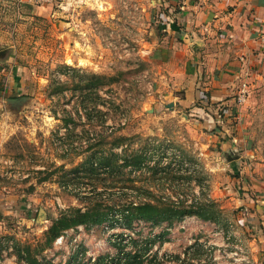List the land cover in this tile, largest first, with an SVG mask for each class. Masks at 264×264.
Listing matches in <instances>:
<instances>
[{"label":"rangeland","instance_id":"obj_1","mask_svg":"<svg viewBox=\"0 0 264 264\" xmlns=\"http://www.w3.org/2000/svg\"><path fill=\"white\" fill-rule=\"evenodd\" d=\"M53 1L55 17L38 18V33L4 52L13 60H0V264H26L17 247L34 251L61 211L94 198L212 200L223 222L194 215L130 228L79 225L37 254L42 264H93L101 256L115 264L117 239L133 250L156 234L161 240L147 257L156 253L165 264H178L171 254L188 264H264V83L254 82L241 104L237 92L231 106L216 109V127L204 126L189 111L191 99L181 105L183 90L160 95L159 75L169 68L156 58L164 39L157 0ZM65 64L88 79L115 78L87 86L57 70ZM51 79L63 90L52 92ZM118 135L122 146L113 144ZM109 149L142 153L145 164L125 168L116 182L102 168L86 175L81 163Z\"/></svg>","mask_w":264,"mask_h":264},{"label":"crops","instance_id":"obj_2","mask_svg":"<svg viewBox=\"0 0 264 264\" xmlns=\"http://www.w3.org/2000/svg\"><path fill=\"white\" fill-rule=\"evenodd\" d=\"M157 1L164 39L156 58L169 68V75H159L166 83L160 95L183 90L186 99L181 105L192 104L189 111L195 118L215 128L216 109L233 104L242 82L249 87L264 83V46L258 39L264 0ZM54 2L0 0V60H13L4 52L14 51L20 41L38 33V18L55 17ZM170 83L174 88L167 86ZM259 241V254L264 257V235Z\"/></svg>","mask_w":264,"mask_h":264},{"label":"trees","instance_id":"obj_3","mask_svg":"<svg viewBox=\"0 0 264 264\" xmlns=\"http://www.w3.org/2000/svg\"><path fill=\"white\" fill-rule=\"evenodd\" d=\"M67 69L71 70L75 74L77 73L79 82H86L87 86L94 85H105L114 80L112 75H99L90 73V79L85 77L86 74L83 70L72 68L70 65L65 64L58 67V71H62V74L67 72ZM69 75V73H68ZM73 75V74H72ZM93 79V82L91 81ZM52 92H60L63 90L61 83L55 79L50 81ZM92 83V84H91ZM80 85V84H79ZM73 119L71 117L64 120V124L67 126L68 123ZM125 137L118 135L114 141L115 146H122V142ZM91 145L89 146V148ZM121 160L120 163L118 162ZM145 155L142 153H136L133 156H127L119 154L112 149L108 152L100 153L99 156L94 154L89 155L88 158L81 163V168L86 172V175H98L100 168L103 173H106L107 177L113 182L119 179L118 174H126L125 168H142L145 164ZM79 167V166H77ZM121 171H118V170ZM79 168L72 169L73 172H78ZM118 175V176H117ZM76 177V174H74ZM47 177H43L41 180H45ZM104 191V190H103ZM148 191H146L147 193ZM102 194V193H101ZM197 216L204 221H210L214 223L223 222L220 211L216 209V203L214 201H194L192 203H186L183 200L178 201H122L120 198H115L111 202L106 203L101 199H89L84 206H71L69 209L63 210L60 214L51 220L50 225L43 231V241L39 247L35 248L34 251L28 246L23 248L17 247V256L20 260L26 264H42L37 257V254L47 247H50L52 243L64 232L75 228L79 225L91 226V225H102L104 223H111L112 225L118 224L125 228H130L134 222L144 221L150 222L151 224H160L162 222L172 223L173 221L180 220L185 216ZM124 238L117 239L115 246L119 248L118 256L115 257V264H165V262L158 258L155 253L152 257L148 258L147 254L151 251L154 243L160 241V234L154 235L144 245H136L133 250H125V246L122 242ZM168 260L173 259L178 264L185 263V259L179 254L167 255ZM105 256L98 258L93 264H102ZM106 264V263H104ZM108 264V263H107ZM191 264V263H189Z\"/></svg>","mask_w":264,"mask_h":264},{"label":"built area","instance_id":"obj_4","mask_svg":"<svg viewBox=\"0 0 264 264\" xmlns=\"http://www.w3.org/2000/svg\"><path fill=\"white\" fill-rule=\"evenodd\" d=\"M35 1H52V0H35ZM258 35H259L258 39H259L260 43L264 46V23L261 25V28L258 32ZM249 92H250V88L248 86V83L242 82L241 86L238 89V94L236 96V102L238 104L243 103L247 99Z\"/></svg>","mask_w":264,"mask_h":264}]
</instances>
